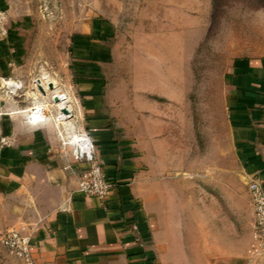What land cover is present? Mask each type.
Wrapping results in <instances>:
<instances>
[{
  "label": "crops",
  "instance_id": "0c3cea01",
  "mask_svg": "<svg viewBox=\"0 0 264 264\" xmlns=\"http://www.w3.org/2000/svg\"><path fill=\"white\" fill-rule=\"evenodd\" d=\"M169 39L162 37L153 50L152 74L143 53L131 56L130 83L123 86L118 77L104 81L105 61L92 59L106 49L88 42L74 58L80 61L74 64V92L58 85L57 92L35 95L32 105H14L0 114L12 117L0 129V234L26 227L34 264H264V258L250 260V248L249 254L218 262L186 254L181 239L187 204L200 211L205 199L195 173L192 178L177 170L169 173L170 105L183 101L185 92L180 78L170 74ZM229 86L243 177L256 175L264 185V57L236 60ZM55 94L68 96L73 130L88 131L93 138L114 184L105 200L79 191L78 172L84 166L61 153L56 106L43 123L30 124L19 116ZM68 164L75 169L65 168ZM0 264L26 263L0 243Z\"/></svg>",
  "mask_w": 264,
  "mask_h": 264
},
{
  "label": "rangeland",
  "instance_id": "374dc122",
  "mask_svg": "<svg viewBox=\"0 0 264 264\" xmlns=\"http://www.w3.org/2000/svg\"><path fill=\"white\" fill-rule=\"evenodd\" d=\"M0 8V76L25 82L16 94L0 88V114L32 105L41 97L33 80L44 75L45 89L74 92V58L88 42L106 49L92 59L105 61L104 81L118 77L123 86L131 56L143 53L154 73L153 50L169 36L170 74L185 87L183 101L170 105L169 173H195L205 199L200 211L187 204L186 254L213 262L249 254L254 214L232 134L229 74L238 59L264 57V0H0ZM3 116L0 129L12 122Z\"/></svg>",
  "mask_w": 264,
  "mask_h": 264
},
{
  "label": "built area",
  "instance_id": "2783aa9c",
  "mask_svg": "<svg viewBox=\"0 0 264 264\" xmlns=\"http://www.w3.org/2000/svg\"><path fill=\"white\" fill-rule=\"evenodd\" d=\"M6 22V12L0 8V32H6L3 27ZM43 77V76H42ZM36 78L33 80L32 88L41 92L39 86H43L42 80ZM24 87L22 80H14L0 76V88L4 89L7 94H16L18 90ZM58 95L61 99L55 103L53 98ZM50 102L35 104L27 110L26 122L30 124H39L48 121L53 116V108H58L59 114L54 116V122L57 134L60 139L61 153L69 158L74 164L83 165L84 168L79 170L78 189L85 195L96 196L105 200L113 187L107 176L102 161L99 159L93 138L85 131L73 130L69 120L74 116V110L69 108V98L66 94H55ZM60 103L65 104L73 115H64L60 108ZM4 144H10L11 141L2 138ZM65 168L75 169L73 164H68ZM250 200L253 207V228L252 242L250 246V260L255 258H264V185L252 175L247 179ZM32 234L26 227H12L0 234V243L16 253L24 260L26 264H34L32 256Z\"/></svg>",
  "mask_w": 264,
  "mask_h": 264
},
{
  "label": "water",
  "instance_id": "95a60500",
  "mask_svg": "<svg viewBox=\"0 0 264 264\" xmlns=\"http://www.w3.org/2000/svg\"><path fill=\"white\" fill-rule=\"evenodd\" d=\"M49 88H50V89H53V88H54V86H53L52 83H49ZM39 89L41 90L42 93H44V94L46 93V90L44 89L43 86L40 85V86H39ZM53 100H54L55 103H59V102L61 101V99H60V97H59L58 95H55L54 98H53ZM60 110H61V112H62L64 115H67V114H69L70 116L73 115V112H72L71 110H69L65 104H63V105L61 106Z\"/></svg>",
  "mask_w": 264,
  "mask_h": 264
},
{
  "label": "bare ground",
  "instance_id": "6f19581e",
  "mask_svg": "<svg viewBox=\"0 0 264 264\" xmlns=\"http://www.w3.org/2000/svg\"><path fill=\"white\" fill-rule=\"evenodd\" d=\"M41 79H45V80H42V84H43V87H44V89H45V84H46V82H47V79L49 80L50 78H49V76L48 75H44ZM46 90V89H45ZM66 104V103H65ZM63 104L62 103H60V106H62ZM69 108H70V106H69Z\"/></svg>",
  "mask_w": 264,
  "mask_h": 264
},
{
  "label": "trees",
  "instance_id": "16d2710c",
  "mask_svg": "<svg viewBox=\"0 0 264 264\" xmlns=\"http://www.w3.org/2000/svg\"><path fill=\"white\" fill-rule=\"evenodd\" d=\"M215 6H216V0H215ZM216 9H217V7H216Z\"/></svg>",
  "mask_w": 264,
  "mask_h": 264
}]
</instances>
